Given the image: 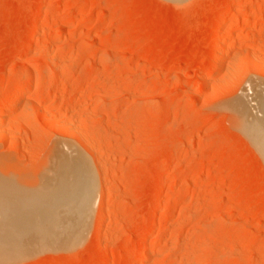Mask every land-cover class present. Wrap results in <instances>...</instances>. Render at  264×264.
<instances>
[{"label": "rangeland", "instance_id": "obj_1", "mask_svg": "<svg viewBox=\"0 0 264 264\" xmlns=\"http://www.w3.org/2000/svg\"><path fill=\"white\" fill-rule=\"evenodd\" d=\"M255 1L0 0V211L21 206L17 188L52 197L54 183L32 173L57 139L83 152L91 142L97 166L79 238L0 264H264V159L233 108L264 82L251 65L258 54L264 68V18L243 23L264 14ZM241 40L208 64L216 46ZM25 65L49 72L24 101L14 81Z\"/></svg>", "mask_w": 264, "mask_h": 264}, {"label": "bare ground", "instance_id": "obj_2", "mask_svg": "<svg viewBox=\"0 0 264 264\" xmlns=\"http://www.w3.org/2000/svg\"><path fill=\"white\" fill-rule=\"evenodd\" d=\"M237 1L239 0H233V2H237ZM260 1L264 2V0H260ZM250 2L255 3L256 1L250 0ZM223 12H221L222 14L220 13L221 15L218 17L217 21L215 20L216 22L214 26L217 29L216 38L221 37L220 35L223 34L222 31L224 30L225 24L228 22L227 15L223 14ZM231 16L234 15L231 14ZM263 18H264V14L262 16L259 15V17L248 15L244 19L243 18L242 19L244 25L245 24L254 25L262 21ZM240 27H242V23H240V21H237L235 28L238 29ZM235 32L234 29L230 31L227 30L226 32H224V36L227 38H232L234 37ZM248 32L250 34L252 33L255 34L257 31H255L253 28H250ZM243 44L244 43L241 40L237 44L235 41V43H231V44L224 43L223 46L221 45L218 47L216 46L214 48L216 55L213 56L211 55L208 64L212 65V63L218 61L222 56L220 55L221 52L225 53L226 55L229 53L231 54V51H234L233 49L234 47H236V45L242 46ZM214 45H218V44L214 43ZM253 55L257 56L258 54H253ZM256 56H254V58L252 56V59H255V61L254 60L251 61L252 62L251 65L254 68L253 70L264 71L263 66L259 61H257ZM249 60L251 59L249 58ZM260 61L262 62V60ZM32 66L25 65L23 71L18 75V78L14 81V83H20V82L24 83L25 88L23 87L24 89L21 93L22 95L21 97L24 98V101L25 99H28L27 97L29 96L30 93L29 89H31L30 83H32V81L34 80L37 81L39 79H42L49 72L45 68L38 70ZM210 74L211 73H208V75ZM263 83L264 82L261 81L259 85L256 84V87L254 86L247 87V91L251 93V97L248 96V98L250 99L249 104L251 108L249 107V104L245 101L244 102L239 101V103H237L238 101L236 102V100L239 99L237 97H236L237 99L234 98L235 104L237 105L233 104L235 106L233 108L235 112L238 113V117H237L238 123L236 121L235 124L236 123H237L236 125L239 124L246 133H249L253 137V139L257 143V146H259V150L263 155L262 158L264 159V87L262 85ZM252 84H254V82ZM253 94L254 96L252 97ZM256 95L257 97L255 98ZM8 103H6L5 101H0V111L8 109L9 108ZM223 107L228 109L227 106L225 107V105ZM247 107L249 110L247 109ZM251 109L255 113V115L254 113L251 112ZM50 112L49 113L46 112L47 113L46 116L44 115L46 121L49 122L51 126L59 128L62 131L68 132L70 128L67 126L63 127L62 125H59L58 124L59 122L57 123L56 120L52 118V114ZM248 112L249 113L251 112L252 116H250L251 113L249 114ZM253 116L255 119L252 118ZM75 133L77 136L78 134L77 131ZM65 142H66L65 140L57 139V141L53 145L52 150L50 151V154L48 155L47 160L40 167L39 171L32 173L34 177L43 176L48 179V183H54L50 186L51 188L54 189V194L52 195V197L48 199L42 198L38 200L34 196L36 195L35 193L36 191L34 190V188L32 189V187L29 188L28 186L25 188L24 187L17 188V190L21 194L19 195L18 198L21 201L20 204L21 206L17 209H12L9 211H0V255L1 256L4 254L12 255V253L14 252H17L22 255L23 253L27 252V250L29 249L31 250L32 248H35L36 247L35 244L37 243L38 244L39 243L45 244V242L58 243L59 241L69 243L75 241L76 239L79 238L85 226L87 225L86 224L87 219L89 220L90 218L94 204V199L97 192V172H95L97 170V168L95 169V167L97 166L95 165L93 160H91L92 156L95 154L96 151H94V148L92 149L90 147L91 142L90 145L86 144L87 152L80 151L79 148H76L74 146L67 147L68 145L66 146ZM87 142L89 143V141ZM87 142L85 141V143ZM13 161L15 162V160ZM93 163L95 166L92 165ZM10 166H11V162H10ZM3 169L4 168L0 166V178L1 176H4ZM27 169L28 168H25V171ZM29 169L27 171H29ZM44 172L48 174V177L49 174L51 175V177L53 175V177L49 179L47 175H44ZM168 198H170V196ZM111 225H112L111 221H108L106 224V229L110 228ZM152 227L153 226L150 224L148 225L147 228H144L142 230V232L140 233L141 240H143L148 234V232L152 230ZM39 246L42 245L39 244ZM49 248L50 247H48V249ZM155 248H156L155 246L150 247L151 250H154Z\"/></svg>", "mask_w": 264, "mask_h": 264}]
</instances>
